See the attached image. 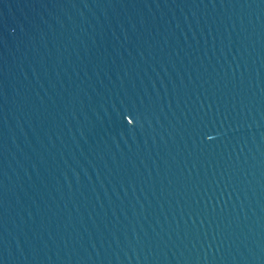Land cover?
<instances>
[{
    "label": "water",
    "instance_id": "95a60500",
    "mask_svg": "<svg viewBox=\"0 0 264 264\" xmlns=\"http://www.w3.org/2000/svg\"><path fill=\"white\" fill-rule=\"evenodd\" d=\"M0 264H264V0H0Z\"/></svg>",
    "mask_w": 264,
    "mask_h": 264
}]
</instances>
